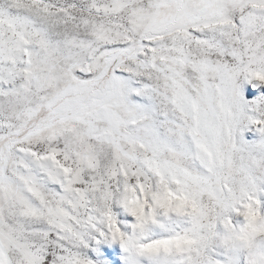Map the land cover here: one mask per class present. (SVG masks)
Masks as SVG:
<instances>
[{
    "label": "snow or ice",
    "instance_id": "1",
    "mask_svg": "<svg viewBox=\"0 0 264 264\" xmlns=\"http://www.w3.org/2000/svg\"><path fill=\"white\" fill-rule=\"evenodd\" d=\"M0 264H264V0H0Z\"/></svg>",
    "mask_w": 264,
    "mask_h": 264
}]
</instances>
